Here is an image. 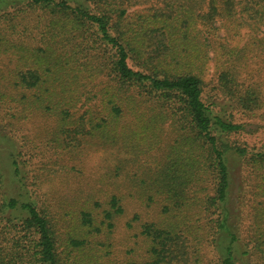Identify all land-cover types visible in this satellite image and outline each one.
<instances>
[{"label":"trees","instance_id":"1","mask_svg":"<svg viewBox=\"0 0 264 264\" xmlns=\"http://www.w3.org/2000/svg\"><path fill=\"white\" fill-rule=\"evenodd\" d=\"M236 113L264 116V0H0V118L51 119L46 142L57 151H112L95 183L116 187L83 188L78 209L59 211L0 132L10 149L0 264H209L210 244L215 264H240L233 156L248 172V238L264 264V145L230 141L246 129ZM128 198L155 215L127 222L145 255L123 261L111 238Z\"/></svg>","mask_w":264,"mask_h":264},{"label":"rangeland","instance_id":"2","mask_svg":"<svg viewBox=\"0 0 264 264\" xmlns=\"http://www.w3.org/2000/svg\"><path fill=\"white\" fill-rule=\"evenodd\" d=\"M248 38L249 30L243 29L237 43L242 45ZM214 75L215 62L210 61L206 74L208 81L207 90L214 84L212 79ZM235 119L239 123H244L246 129L231 135V142L245 145L250 149H259L264 145V116L236 113ZM52 126L53 121L51 119L38 114L31 119L18 121L17 123L12 122L11 118H0V132L8 134L10 138L14 137L16 149L20 150V158L23 159V170L26 172L28 179L32 180V183L38 181L36 187L41 194V198L59 211L66 212L70 207L76 210L81 204L78 199L80 193L78 191L91 187L93 184L96 185L97 188L94 187L98 190L101 184L104 185L102 180L100 186L95 182L113 166L115 155L112 151L106 149L90 150L89 153H80L75 150L57 151L46 142L47 129L50 130ZM9 150L4 149L0 145V162L5 166L8 165ZM122 154L127 157L125 153L122 152ZM160 154L161 151L157 152L155 156H160ZM247 174L243 160L233 156L231 158L232 186L229 201L231 223L238 229L241 249L248 251L247 255L240 257V264H262L261 260L257 258L248 238L250 222L248 208L251 195L248 187H251V183L246 179ZM121 180L123 179L120 178L121 185L118 186L119 190L127 191L128 187L123 185ZM105 185L106 190H116V187L107 183ZM124 202L126 204V213L117 219V228L111 238L113 244L112 255L123 261L131 258H143L145 255L144 240L138 236L139 233L136 228L127 227V222L132 219L136 212L149 220L150 217L155 215L154 207L146 209L143 204L130 198ZM206 253L210 256L208 258L209 264H215L217 251L213 244L206 247Z\"/></svg>","mask_w":264,"mask_h":264}]
</instances>
